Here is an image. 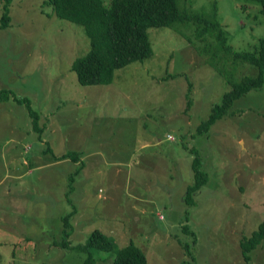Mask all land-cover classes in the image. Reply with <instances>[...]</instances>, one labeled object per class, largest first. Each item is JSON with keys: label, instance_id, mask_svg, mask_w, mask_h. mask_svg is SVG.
<instances>
[{"label": "rangeland", "instance_id": "obj_1", "mask_svg": "<svg viewBox=\"0 0 264 264\" xmlns=\"http://www.w3.org/2000/svg\"><path fill=\"white\" fill-rule=\"evenodd\" d=\"M41 1L13 0L0 28V91L16 99L0 102V264H82L76 246L96 228L113 242L97 264L130 242L147 264H239V239L264 220V79L198 134L229 87L190 23L149 27L150 57L116 70L109 85L81 86L71 63L89 49L84 28ZM176 2L206 12L215 2L234 50L264 37V16L249 1ZM254 74L246 63L234 68L236 80ZM70 151L78 162L56 159ZM194 159L207 182L186 202ZM249 255L264 264V239Z\"/></svg>", "mask_w": 264, "mask_h": 264}, {"label": "trees", "instance_id": "obj_2", "mask_svg": "<svg viewBox=\"0 0 264 264\" xmlns=\"http://www.w3.org/2000/svg\"><path fill=\"white\" fill-rule=\"evenodd\" d=\"M13 0H0V28L10 25V6ZM49 4L53 17L81 25L89 39L88 51L75 58L71 70L75 73L81 86H106L111 84L116 70L124 68L134 61H143L152 55V48L147 36L149 27L171 26L173 23H190L193 27L194 39L200 40L199 53L207 55L206 61L225 79L229 90L223 94L220 104L212 107L209 117L197 127V133L207 132L210 126L225 116L234 100L247 92L260 88L264 79V37L258 38L252 50L237 51L229 44L225 29L218 20L217 5L214 2L209 12L198 10H178L176 0H42ZM40 3H43V2ZM258 6L257 11L264 16V0H245ZM47 5V6H49ZM243 6H240L242 9ZM245 8V7H244ZM189 38V37H188ZM192 42L190 39H187ZM227 63L230 68L226 69ZM238 63H246L255 70L253 76L234 78V68ZM190 83H188V92ZM15 98L5 91H0V102ZM16 100V99H15ZM14 100V101H15ZM20 104L27 99L19 98ZM29 114H34L29 108ZM186 110V107H185ZM35 118L37 117L34 114ZM33 132L41 135L38 127ZM192 149V148H190ZM79 152L70 151L56 157L78 162ZM80 160V159H79ZM81 166V165H80ZM75 168L77 173L81 168ZM192 182L185 190V201L188 195L198 191L207 182V173L202 171L201 162L194 159L190 163ZM72 179V176H70ZM67 213L62 217V246L69 245L71 234L70 217ZM264 239V220L257 224L249 236L238 241L240 254L239 264H249L250 251L260 245ZM86 253L82 264H97L98 252H111L113 242L100 229H94L84 243L77 245ZM184 254L192 262L188 244L183 245ZM111 264H147L144 252L133 242L115 250Z\"/></svg>", "mask_w": 264, "mask_h": 264}, {"label": "crops", "instance_id": "obj_3", "mask_svg": "<svg viewBox=\"0 0 264 264\" xmlns=\"http://www.w3.org/2000/svg\"><path fill=\"white\" fill-rule=\"evenodd\" d=\"M41 135H42V133H41ZM41 135H40V137H41ZM64 153H65V152H64ZM17 154L20 155V152L17 153ZM22 154L25 155V154H26L25 151H23ZM62 154H63V153H62ZM21 163H22V164H28V165L30 164V163H29V160H28L25 156L21 158ZM7 192L10 193V192H11V189H8ZM68 213H71V211L68 212ZM66 214H67V213H66ZM71 214H72V213H71ZM15 221L18 222V220H15ZM70 225L72 226L71 223H70ZM61 233H62V232H61Z\"/></svg>", "mask_w": 264, "mask_h": 264}]
</instances>
